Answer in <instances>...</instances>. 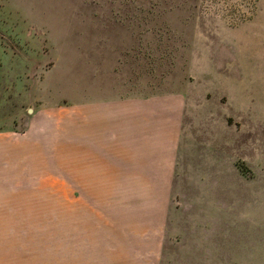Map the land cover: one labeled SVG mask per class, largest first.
Instances as JSON below:
<instances>
[{
    "label": "rangeland",
    "instance_id": "rangeland-1",
    "mask_svg": "<svg viewBox=\"0 0 264 264\" xmlns=\"http://www.w3.org/2000/svg\"><path fill=\"white\" fill-rule=\"evenodd\" d=\"M130 94L181 101L179 150L86 185L87 98ZM153 212L158 264L192 212L206 264H264V0H0V264H149Z\"/></svg>",
    "mask_w": 264,
    "mask_h": 264
},
{
    "label": "crops",
    "instance_id": "crops-1",
    "mask_svg": "<svg viewBox=\"0 0 264 264\" xmlns=\"http://www.w3.org/2000/svg\"><path fill=\"white\" fill-rule=\"evenodd\" d=\"M182 110L181 101L174 95L130 94L101 100L88 97L85 120L81 123L84 133L80 138V146L84 147L82 152L85 153V184H109L105 172L111 160L122 163L124 170H132L128 174V184H159L155 181L159 180V168L165 169V163L173 161L180 147ZM77 143L78 135H72L73 148H77ZM143 171L155 172L154 181L149 182ZM190 214L183 218L189 220L183 222L182 253L175 260L178 264H204L205 258H201L199 251L205 247L207 235L212 242V253L220 254L216 252L215 229L209 227L210 222L215 224L216 215ZM165 227L158 214L153 212L148 231L149 264H158L159 244L162 243V234L167 232ZM88 263L89 260H86L85 264ZM92 264L96 263L92 261ZM101 264H110V261L102 259Z\"/></svg>",
    "mask_w": 264,
    "mask_h": 264
}]
</instances>
